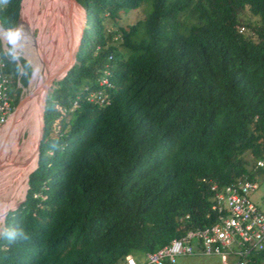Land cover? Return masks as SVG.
<instances>
[{"label": "trees", "instance_id": "obj_1", "mask_svg": "<svg viewBox=\"0 0 264 264\" xmlns=\"http://www.w3.org/2000/svg\"><path fill=\"white\" fill-rule=\"evenodd\" d=\"M21 1L0 3L3 28L20 21ZM75 2L80 26L86 11L76 62L48 94L37 167L0 229V264H122L215 223L213 183L262 174L264 0ZM142 7L133 23H104ZM3 57L16 102L29 65ZM98 90L103 102L89 98ZM9 228L29 238L9 243Z\"/></svg>", "mask_w": 264, "mask_h": 264}, {"label": "built area", "instance_id": "obj_2", "mask_svg": "<svg viewBox=\"0 0 264 264\" xmlns=\"http://www.w3.org/2000/svg\"><path fill=\"white\" fill-rule=\"evenodd\" d=\"M4 47L0 33V131L7 125L14 109L10 102V84L13 82L6 72ZM103 72L98 82L108 85L109 71ZM89 98L103 102L106 94L98 90ZM253 169H260L264 176V159H257ZM256 189V179L250 178L221 186L213 183L211 208L218 213V220L204 228L190 229L156 251L146 253L145 262L141 264H175L177 256L197 254L233 256V264H247L251 256L264 250V214L250 197ZM122 264L139 263L132 255H127Z\"/></svg>", "mask_w": 264, "mask_h": 264}, {"label": "bare ground", "instance_id": "obj_3", "mask_svg": "<svg viewBox=\"0 0 264 264\" xmlns=\"http://www.w3.org/2000/svg\"><path fill=\"white\" fill-rule=\"evenodd\" d=\"M28 1L29 3L21 11L22 20L18 23V26L22 27L26 33L23 42L29 44L32 52L29 59L34 65V71L38 68L39 72L33 76L29 88L30 94L27 95L24 116L26 117L28 114V125L30 121H32V124L34 121L37 123L36 126L34 125L33 132L20 143L21 135L25 131L22 128L18 136L19 139L16 142L17 148L12 158L6 165L0 167V226L6 212L16 206L18 199L23 195L24 185L27 184V175L36 164L35 146L41 122L38 105L44 94L45 83H48L51 76L56 75V70L61 66L67 49L68 38L71 33L70 28L72 26V11L68 9L67 1H71V4L76 6L75 0ZM38 20L43 22V29L37 38L33 33V26ZM5 32V30L0 29V33L3 36ZM74 47L75 40L73 50ZM13 113L14 109L11 118L13 117ZM31 143L34 145L29 150Z\"/></svg>", "mask_w": 264, "mask_h": 264}, {"label": "rangeland", "instance_id": "obj_4", "mask_svg": "<svg viewBox=\"0 0 264 264\" xmlns=\"http://www.w3.org/2000/svg\"><path fill=\"white\" fill-rule=\"evenodd\" d=\"M21 6H22V9L24 10L23 5H21ZM24 7H26V5ZM67 7L70 11H72L71 12L72 26L70 28L71 33H70L69 38H68L67 49L65 51L64 58L62 60V64L59 67V69L56 70V73H55L56 76L61 75V73L64 71L65 67L69 64V58L71 57V53L73 51L74 40L76 38L77 32H78L79 27H80V21L74 13L75 5L74 4L72 5L71 1H69V2L67 1ZM23 10H21V11H23ZM143 10H144L143 7L138 9V10H130L126 14H124L121 17V19L115 24H112V22L110 20L109 21L105 20L104 23H105L106 27L108 28V30H113V29H116L118 25H125V24L135 22L141 16V14L143 13ZM243 16L246 19H249L253 22L258 19L257 16H253L252 14H250V12L248 10L245 11ZM19 19L21 21L22 17L19 16ZM20 21H19V23H20ZM16 26H17L16 28H19L18 25H16ZM42 29H43V22L41 20L36 21V23L33 26V33L37 38L39 37ZM243 32L248 33L247 28H244ZM4 36L2 35V37L4 39V43L6 45V47H4V50L7 54H9L8 51L13 46L9 44L7 38ZM23 41H24V38H22L17 43V45H15V48H16V52H17L18 57L25 59L29 65V67H27V66L25 67V72H24V75L22 77V84H20V82L18 81V77H20V74H21L20 70H19V74L17 75L16 84H17V87H19V89L21 91H20V95H19L16 102H15V100H16L17 94L15 93V87L13 86V84H10V94H11L10 102L12 105H14L15 108H14L13 117L9 121L8 125L0 133V167H2L3 165H6V163H8L10 161V159L12 158V155L14 154V152L17 148L16 142L19 139L18 136L20 135L22 128H24L25 131L21 135L22 139L20 138V143H22L24 141V139H26L28 137V135L33 132L34 125L36 126V123H37L36 121H34L32 124L31 123L32 121L29 120L30 124L28 125L27 124L28 114L26 115V117L24 116V112H25V108H26V102H27V95L30 94V90H28V86L30 88L32 80H33V74L32 73L34 72V65L31 62V60L29 59V57L32 55L30 46H29V44L24 43ZM27 78H28V80H27ZM25 84H26V86H23ZM54 86L55 85H53V88H54ZM53 88H52V90H53ZM51 91L49 90L48 94ZM56 108H57V110H59L61 112L62 115L64 114V109L61 105L58 104ZM67 118H68V116H67ZM25 119H26V121H25ZM59 119H60L59 117H55L53 120V124H52L53 130L56 132L59 129ZM33 145L34 144L31 143L29 150L33 148ZM243 156L248 161H250V165H251V156H250L249 152L244 153ZM256 181H257V189L250 194V197H251V200L260 209V211L264 214V176L263 175L259 176L256 179ZM27 186H28L27 184L24 185L23 195L18 199V203H17L18 205L21 202V200H23L25 197ZM13 208L10 210H13ZM3 224H4V219L2 220V224L0 226V229L3 226ZM133 255L139 263L144 262V260H145V257H144L145 254L144 253L135 252ZM228 261H230V260H228ZM228 261H227V258L220 257L219 255L198 254V255H194V256L193 255L192 256L191 255L177 256L175 264H228Z\"/></svg>", "mask_w": 264, "mask_h": 264}, {"label": "water", "instance_id": "obj_5", "mask_svg": "<svg viewBox=\"0 0 264 264\" xmlns=\"http://www.w3.org/2000/svg\"><path fill=\"white\" fill-rule=\"evenodd\" d=\"M23 1V0H22ZM22 1H21V5H22ZM20 11H21V8H20ZM82 12H83V20H82V23H81V26L79 27V30L77 32V35H76V38H75V47H74V50L72 51L71 53V57L69 58V64L65 67L64 71L61 73V75H54V76H51L48 83H45L44 85V94H43V97H42V100L40 102V104L38 105V109L40 111V117H41V122H40V127H39V133H38V138H37V142H36V146H35V154H36V164L35 166L30 170V172L28 173L27 175V178H26V181L28 182V176L29 174L37 167V163H38V157H39V144H40V141L42 139V134H43V129H44V109H45V105H46V101H47V98H48V92L49 90L51 91L52 88H53V85H54V82L55 81H58V80H61L67 73V71L74 65V63L76 62V53L78 51V48H79V45H80V42H81V39H82V36H83V32H84V29L86 27V11H85V7L83 6L82 7ZM19 21V20H18ZM18 21H17V24H18ZM16 24V25H17ZM16 27V26H15ZM0 29L1 30H5L7 31L8 29L6 28H3L1 23H0ZM14 29V28H13ZM28 90H29V86H28ZM27 90V91H28ZM18 206V204L14 207L16 208ZM13 208V209H14ZM7 214V212H6ZM5 214V216H6ZM4 216V218H5ZM3 218V219H4Z\"/></svg>", "mask_w": 264, "mask_h": 264}, {"label": "clouds", "instance_id": "obj_6", "mask_svg": "<svg viewBox=\"0 0 264 264\" xmlns=\"http://www.w3.org/2000/svg\"><path fill=\"white\" fill-rule=\"evenodd\" d=\"M7 0H0V3H6ZM5 36L9 42L10 45H12L13 47L9 49V55L11 57L12 60H18L19 57L17 55L16 52V48L15 45H17V43L22 39L26 37V33L24 31V29L22 27L19 28H10L5 32ZM18 70H20L18 68ZM39 69H35V71L32 73L33 76H35L36 74H38ZM50 147L52 149H57L59 147V145L57 143H53L52 145H50ZM5 236V238L9 241V243L15 242L18 239H23V240H27L28 234L25 233L22 229H16V228H9L8 230H6L3 234Z\"/></svg>", "mask_w": 264, "mask_h": 264}, {"label": "crops", "instance_id": "obj_7", "mask_svg": "<svg viewBox=\"0 0 264 264\" xmlns=\"http://www.w3.org/2000/svg\"><path fill=\"white\" fill-rule=\"evenodd\" d=\"M198 255V254H197ZM133 257H134V255H132ZM192 256V255H191ZM194 256V255H193ZM144 257L146 258V254L144 255ZM221 257V256H220ZM224 258H227V261L228 260H230V261H228V264L230 263V264H233L234 262H235V258L233 257V256H223ZM135 258V257H134ZM136 260V259H135ZM137 261V260H136ZM138 262V261H137ZM144 262H145V260H144ZM144 262H141V263H144ZM139 263V262H138ZM141 263H139V264H141ZM260 264H264V258L263 259H261V263Z\"/></svg>", "mask_w": 264, "mask_h": 264}]
</instances>
